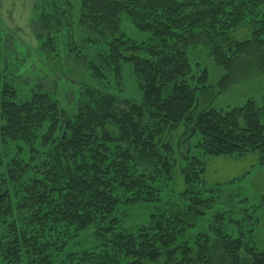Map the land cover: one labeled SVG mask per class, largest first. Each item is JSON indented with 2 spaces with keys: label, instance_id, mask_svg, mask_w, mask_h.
Masks as SVG:
<instances>
[{
  "label": "trees",
  "instance_id": "obj_1",
  "mask_svg": "<svg viewBox=\"0 0 264 264\" xmlns=\"http://www.w3.org/2000/svg\"><path fill=\"white\" fill-rule=\"evenodd\" d=\"M71 10L84 30L113 37L89 63L91 77L105 81L109 73L120 88L122 66L129 64L141 98L81 87L69 116L48 93L19 103L11 85L0 86V160L14 142L32 146L40 131L43 157L33 167L10 160L7 176H0V264H264V251L244 240L232 211L214 215L206 231L179 242L216 198L195 157H185L180 170L181 205L151 215L135 233L113 232L119 207L162 202L174 167L172 145L163 139L180 124L190 137L199 136L196 147L206 156L255 152L264 164V100L231 110L201 108L199 92L210 93L207 72L194 77L187 55L188 48L203 46L226 71L216 95L233 82L241 61L264 75V0L67 1L64 11L41 7L37 21L48 32L43 46L54 48L56 35L49 31H59ZM122 15L149 34V45L116 36ZM242 29V38L232 35ZM107 221L103 230L110 232L99 244L62 254L80 232Z\"/></svg>",
  "mask_w": 264,
  "mask_h": 264
},
{
  "label": "rangeland",
  "instance_id": "obj_2",
  "mask_svg": "<svg viewBox=\"0 0 264 264\" xmlns=\"http://www.w3.org/2000/svg\"><path fill=\"white\" fill-rule=\"evenodd\" d=\"M54 1L0 0V86L11 85L17 95L16 102L19 103L28 101L35 92L48 93L69 116L75 112L74 102L81 87L101 88L113 94L119 93L124 99L139 102L141 94L138 82L129 64L122 66L120 88L116 85L119 81L109 73L105 81L91 77L89 63L95 62L96 56L105 50L106 43L113 37L102 39L84 30L78 26L77 15L72 10L73 17L64 19L63 24L57 27L59 31L52 28L49 31L56 35L54 48L43 46L48 32L37 21L41 7L52 13L64 11L67 1L74 3L75 0ZM245 34L247 32L244 29L232 33L238 39ZM118 35L136 44L149 45L151 42L149 34L137 30L124 15L120 18ZM139 55L145 57L143 53ZM187 55L194 77H198L203 70L207 72L206 86L210 93L199 92L201 108L231 110L242 107L248 100L258 104L264 100V75L249 71L244 61L239 62L233 82L216 95L219 80L226 71L214 65L208 50L203 46L188 48ZM192 83L195 84L194 81ZM40 134L42 131L38 134L39 138ZM39 138L32 146L18 141L12 143L7 155L1 156L0 176H7L8 164L16 158L31 167L39 166L43 159L39 154L42 153ZM198 138V135L190 137L189 127L183 124L164 135V142L170 143L173 148L174 167L172 180L162 189V202L119 207L114 215L118 224L114 226L113 232L135 233L148 225L151 215L170 204L183 203L180 199L185 185L180 170L188 156L203 162L205 187L213 190L216 198L212 208L202 218L195 219L196 226L187 230L179 242H189L197 232L206 231L214 215L232 211L235 213L234 219L240 221L243 227L244 240L264 251V164H260L255 152L240 158L206 156L196 147ZM27 174L31 175V171ZM16 202L13 196V206H16ZM109 226L107 221L80 232L68 242L62 254L80 253L94 247L99 244L101 234L110 232L103 230Z\"/></svg>",
  "mask_w": 264,
  "mask_h": 264
}]
</instances>
